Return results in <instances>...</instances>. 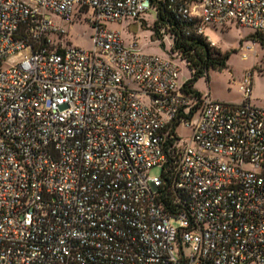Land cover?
I'll return each mask as SVG.
<instances>
[{
  "label": "built area",
  "instance_id": "2783aa9c",
  "mask_svg": "<svg viewBox=\"0 0 264 264\" xmlns=\"http://www.w3.org/2000/svg\"><path fill=\"white\" fill-rule=\"evenodd\" d=\"M164 1L198 33L264 31V0ZM151 7L0 0V264H264L253 72L240 103L186 90L172 59L109 26ZM76 10L90 50L68 37Z\"/></svg>",
  "mask_w": 264,
  "mask_h": 264
},
{
  "label": "rangeland",
  "instance_id": "374dc122",
  "mask_svg": "<svg viewBox=\"0 0 264 264\" xmlns=\"http://www.w3.org/2000/svg\"><path fill=\"white\" fill-rule=\"evenodd\" d=\"M76 16L72 24H65L69 30L68 37L74 45L90 50L93 48L92 36L95 32L87 20L88 14ZM157 11L151 7L138 19H125L122 23H113L109 26L121 32L127 43L138 41V51L144 54L160 55L172 59L180 67V81L186 82L192 72L186 62L177 54L171 52L172 38L168 33L159 35L154 29ZM256 30L239 25L235 21L223 24L208 23L204 25V34L212 44L222 52H229L228 67L223 69L210 68L208 75L199 77L194 88L202 96L210 95L213 100L229 103H240L243 95L239 86L247 71L253 72L252 103L264 107V47L260 42L254 41L250 35ZM183 144L191 134L187 126L178 128ZM152 176L160 174L159 168H153Z\"/></svg>",
  "mask_w": 264,
  "mask_h": 264
},
{
  "label": "trees",
  "instance_id": "16d2710c",
  "mask_svg": "<svg viewBox=\"0 0 264 264\" xmlns=\"http://www.w3.org/2000/svg\"><path fill=\"white\" fill-rule=\"evenodd\" d=\"M157 11L154 29L159 35L163 32L171 35L173 40L171 52L183 59L192 72V76L184 83L186 90L198 96L199 91L194 88L195 81L208 75L210 68L223 69L228 67L229 52H222L214 46L208 37L196 31L193 21L178 18L167 6L164 0H151ZM264 47V31H256L250 35Z\"/></svg>",
  "mask_w": 264,
  "mask_h": 264
}]
</instances>
